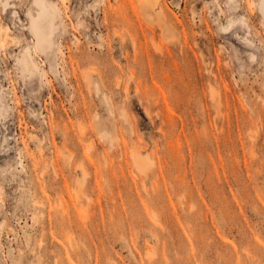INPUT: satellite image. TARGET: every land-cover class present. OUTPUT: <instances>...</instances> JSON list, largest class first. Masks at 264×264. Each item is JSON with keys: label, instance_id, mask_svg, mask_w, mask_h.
<instances>
[{"label": "rangeland", "instance_id": "374dc122", "mask_svg": "<svg viewBox=\"0 0 264 264\" xmlns=\"http://www.w3.org/2000/svg\"><path fill=\"white\" fill-rule=\"evenodd\" d=\"M5 1L0 264H264L254 31L222 35L236 15L220 21L212 0H163L164 29L141 0H49L58 28L40 54L31 3ZM28 47L43 77L21 72Z\"/></svg>", "mask_w": 264, "mask_h": 264}, {"label": "bare ground", "instance_id": "6f19581e", "mask_svg": "<svg viewBox=\"0 0 264 264\" xmlns=\"http://www.w3.org/2000/svg\"><path fill=\"white\" fill-rule=\"evenodd\" d=\"M9 3L10 2L6 0L3 6L6 7ZM25 3L27 4V1H25ZM30 3L32 10H27L29 25L26 31L32 39V46L35 52L46 54L54 44L53 40L58 28L56 25L58 10L55 4L51 3L49 0H29V4ZM141 5L146 12L153 16L152 21L155 25L160 29L166 27L164 20L165 5L163 0H141ZM211 8H216L218 10L220 21L223 17L228 16L227 12L229 10L233 11L231 14L236 15V17H232L226 25L221 26L223 30L222 35L231 37L230 34L234 29H245L248 32L254 31V35L258 36V39L264 43V0H212L209 9ZM206 11V5H203L202 12L204 13ZM192 12H194L193 9ZM201 20L206 23L204 17H202ZM1 41L6 48L19 42L15 38L9 36L3 37ZM29 48L30 47L25 49L21 56L16 59L21 66V72L29 75L30 78H33L37 74L43 77ZM85 77L87 78V75ZM132 156L136 167L142 170L145 162L140 154L134 151Z\"/></svg>", "mask_w": 264, "mask_h": 264}]
</instances>
